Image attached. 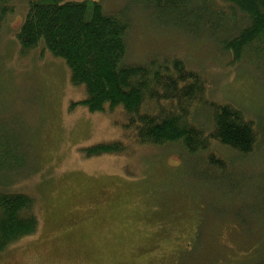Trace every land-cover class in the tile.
Returning <instances> with one entry per match:
<instances>
[{"label": "rangeland", "instance_id": "1", "mask_svg": "<svg viewBox=\"0 0 264 264\" xmlns=\"http://www.w3.org/2000/svg\"><path fill=\"white\" fill-rule=\"evenodd\" d=\"M100 1L128 9L126 61L179 56L211 102L264 126V67L233 61L207 35L161 25L130 0ZM11 2L0 31V190L31 195L39 222L0 264H260L264 141L250 156L216 145L189 155L171 144L89 154L99 143L128 146L123 112L81 104L84 86L43 46L22 55L17 30L30 0Z\"/></svg>", "mask_w": 264, "mask_h": 264}, {"label": "trees", "instance_id": "2", "mask_svg": "<svg viewBox=\"0 0 264 264\" xmlns=\"http://www.w3.org/2000/svg\"><path fill=\"white\" fill-rule=\"evenodd\" d=\"M130 3L147 9L161 25L196 37L207 35L233 61L247 59L264 67V0ZM14 8L11 0H0V31ZM127 10L107 11L100 0H30L17 30L22 55L41 45L66 62L72 84L84 86L80 103L91 112L118 108L123 112L121 125L128 146L116 140L87 152L123 153L134 145L171 144L189 155L208 151L212 145L244 156L255 153L264 141L262 123L229 102H211L201 74L179 56L125 62L131 28ZM3 150L0 141V157ZM207 159L214 158L209 154ZM228 160L220 159L223 167ZM38 222L31 195L0 190V253L33 234ZM260 262L264 264V258Z\"/></svg>", "mask_w": 264, "mask_h": 264}, {"label": "flooded vegetation", "instance_id": "3", "mask_svg": "<svg viewBox=\"0 0 264 264\" xmlns=\"http://www.w3.org/2000/svg\"><path fill=\"white\" fill-rule=\"evenodd\" d=\"M59 262H56L55 264H58Z\"/></svg>", "mask_w": 264, "mask_h": 264}, {"label": "bare ground", "instance_id": "4", "mask_svg": "<svg viewBox=\"0 0 264 264\" xmlns=\"http://www.w3.org/2000/svg\"><path fill=\"white\" fill-rule=\"evenodd\" d=\"M126 60V59H125ZM127 62V61H126Z\"/></svg>", "mask_w": 264, "mask_h": 264}]
</instances>
